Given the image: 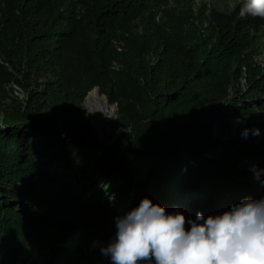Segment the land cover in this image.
Instances as JSON below:
<instances>
[{"label": "trees", "instance_id": "16d2710c", "mask_svg": "<svg viewBox=\"0 0 264 264\" xmlns=\"http://www.w3.org/2000/svg\"><path fill=\"white\" fill-rule=\"evenodd\" d=\"M243 2L0 0V93L27 95L0 121V264H111L93 243L145 197L192 219L264 199V19Z\"/></svg>", "mask_w": 264, "mask_h": 264}, {"label": "clouds", "instance_id": "9594fccd", "mask_svg": "<svg viewBox=\"0 0 264 264\" xmlns=\"http://www.w3.org/2000/svg\"><path fill=\"white\" fill-rule=\"evenodd\" d=\"M239 15L264 19V0H244ZM253 171L259 179L261 170ZM115 229L101 249L111 264H264V199L245 197L222 214L192 219L145 197L116 217Z\"/></svg>", "mask_w": 264, "mask_h": 264}, {"label": "rangeland", "instance_id": "374dc122", "mask_svg": "<svg viewBox=\"0 0 264 264\" xmlns=\"http://www.w3.org/2000/svg\"><path fill=\"white\" fill-rule=\"evenodd\" d=\"M177 1L183 2L184 0H177ZM192 1H193L195 6H200V5L206 4L208 7H217L219 9L231 10L234 8V6L238 2L244 1V0H192ZM171 3L176 4V0H171ZM1 54H2V52L0 51V55ZM4 59H5V57H0V61L4 60ZM257 60L262 61L264 63V44L262 45V54L257 57ZM9 66L12 67V64H9ZM33 88H35V83L32 84V89ZM99 92H100V90H99ZM101 95L105 96L107 98V96L105 94H101ZM26 99H27V95H26V92L23 90L22 87H20L18 84H14V83L10 84L7 87V89L2 92V94L0 93V121H2L5 116L16 113L18 111V109L26 102ZM84 105H85L86 115L90 119L92 126L94 128L93 136L97 137V134H96L97 131H96V128H95L93 121H92L91 111L88 108L89 106L87 104V98L84 101ZM111 105L114 108V113L110 119V122H109L107 130H106L107 137H108L107 142L110 141V138L114 133H118L120 131L119 128L114 129V128L110 127L111 122L113 121V119L116 118V112H117V106L115 104H111ZM35 109L38 110V107H36ZM263 135H264V129L262 131H260V135L257 136L258 137L257 141H259L263 137ZM105 245L106 244L103 242H94L93 243V247L96 249H99V248L102 249L105 247Z\"/></svg>", "mask_w": 264, "mask_h": 264}, {"label": "bare ground", "instance_id": "6f19581e", "mask_svg": "<svg viewBox=\"0 0 264 264\" xmlns=\"http://www.w3.org/2000/svg\"><path fill=\"white\" fill-rule=\"evenodd\" d=\"M88 108L91 111L93 124L97 131V137H107V127L114 113V108L105 96H102L97 88H94L87 95Z\"/></svg>", "mask_w": 264, "mask_h": 264}, {"label": "water", "instance_id": "95a60500", "mask_svg": "<svg viewBox=\"0 0 264 264\" xmlns=\"http://www.w3.org/2000/svg\"><path fill=\"white\" fill-rule=\"evenodd\" d=\"M97 89H99V88L97 87ZM91 140H92V141L102 142V143H107V141H108V137H106V138H104V139H100V138H97L96 136H93V137L91 138ZM109 142H110V141H109Z\"/></svg>", "mask_w": 264, "mask_h": 264}]
</instances>
